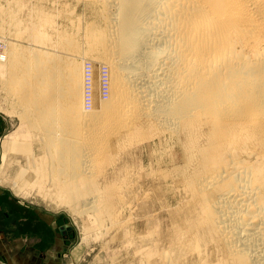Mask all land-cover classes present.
<instances>
[{
  "label": "bare ground",
  "instance_id": "6f19581e",
  "mask_svg": "<svg viewBox=\"0 0 264 264\" xmlns=\"http://www.w3.org/2000/svg\"><path fill=\"white\" fill-rule=\"evenodd\" d=\"M91 1L103 9L105 28L91 41L109 63L103 78L108 100L98 82L101 70L90 72V99L83 101L76 84L86 80L83 72H69L68 88L54 84L57 75L43 73L51 65L36 56V63L47 66L33 69L30 63L31 77L7 90L29 112L22 120L47 149L45 170L53 172L54 163L68 169L61 192L77 196L82 185L94 182L97 161L115 156V140L142 142L150 136L151 129L139 127L148 121L174 136L190 171L184 188L195 205L176 241L183 256L194 255L196 264H264V0ZM29 168L39 167L28 165L16 178ZM95 198L70 209L105 214L113 206L109 201L102 209ZM165 262L183 264L171 257Z\"/></svg>",
  "mask_w": 264,
  "mask_h": 264
},
{
  "label": "rangeland",
  "instance_id": "374dc122",
  "mask_svg": "<svg viewBox=\"0 0 264 264\" xmlns=\"http://www.w3.org/2000/svg\"><path fill=\"white\" fill-rule=\"evenodd\" d=\"M101 10L102 5L91 0H0V53L3 54L0 58V264H167L168 257L183 264H196L197 258L192 254L185 258L176 243L195 199L184 188L185 176L190 171L185 167L181 148L171 133L164 134L153 128L152 123L142 122L139 127L151 129L148 137L151 140L145 138L142 142L131 143L124 137L115 140L112 144L116 150H112V155L115 156L105 160L108 164L97 161L94 182L82 185V190L76 191L77 196L74 193L70 196L68 192H61L69 170H58L61 166L58 163L53 164V172L45 170L47 149L38 133L31 135L26 121L22 120L29 112L16 106L7 91L10 85L16 86L26 76L31 77L30 63L33 69L49 64V70L43 69V73L52 70L57 75L54 84L67 83V88L69 72L73 69L77 75L83 72L86 79L83 85L76 82L83 91V101L90 99L87 95L90 72L101 70L98 82L102 98L107 101L103 78L105 74L107 77L109 63L101 54L102 48L96 45V49L91 41L105 28ZM89 23L94 24L90 26ZM28 28L30 31L27 32ZM88 29L92 30L91 36L86 33ZM89 41L94 48L89 46ZM34 56L44 59L47 65L41 61L36 63ZM72 82L75 85V81ZM24 87L28 91L27 83ZM80 97L77 105L81 104ZM27 164L44 169L29 168L24 177L16 178ZM14 180H17V187H14ZM86 196L96 197L102 209L109 201L113 206L105 214H80L70 209V205L81 204L88 198ZM170 215L172 218L168 219Z\"/></svg>",
  "mask_w": 264,
  "mask_h": 264
}]
</instances>
